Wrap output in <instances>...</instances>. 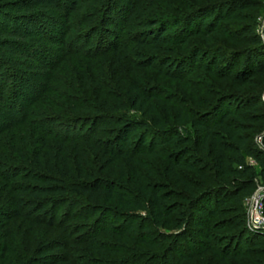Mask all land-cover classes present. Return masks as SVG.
Returning a JSON list of instances; mask_svg holds the SVG:
<instances>
[{
    "label": "trees",
    "instance_id": "1",
    "mask_svg": "<svg viewBox=\"0 0 264 264\" xmlns=\"http://www.w3.org/2000/svg\"><path fill=\"white\" fill-rule=\"evenodd\" d=\"M126 1L137 32L112 44L114 84L79 60L104 56L108 40L98 55L74 44L81 26L88 42L112 22L114 0H0V101L14 99L3 51L49 74L71 62L79 71L64 88L80 95L67 96L64 117L58 104L44 120L15 100L1 111L3 129L26 132L34 148L11 140L0 153V264H206L210 254L264 264L244 204L264 188L262 0ZM192 41L186 56L160 55ZM238 43L246 48L226 50ZM157 82L194 88L161 95ZM245 244L258 256L250 263Z\"/></svg>",
    "mask_w": 264,
    "mask_h": 264
},
{
    "label": "rangeland",
    "instance_id": "2",
    "mask_svg": "<svg viewBox=\"0 0 264 264\" xmlns=\"http://www.w3.org/2000/svg\"><path fill=\"white\" fill-rule=\"evenodd\" d=\"M67 1L68 0H64V3ZM176 1L177 3L174 6H178L179 3L183 1L189 2L190 0H176ZM170 2L173 3L174 0H171ZM112 5L114 7V11L112 12V15H111V18H112L111 23L108 22L104 27L99 26V32L94 37H92L90 41L88 42L86 41L84 42V39L86 38L87 34L90 33V31L86 29V25H83L81 26L80 29L77 30L79 33L77 35V38L75 39L74 37L73 39H75L74 41L75 47H84V49L94 48L95 53L93 54H96V55L100 54L99 52L101 51L100 49H98L99 43L104 39L108 40V41H105L104 46H103L104 49L107 51V53H105L104 56H100L99 59L93 60V62L87 61L85 59H79V60L82 63V65L98 62L96 66V70L98 71L97 73L99 75H103V77H105L104 79H107L109 83L115 84L118 81L117 74L115 76H111L110 73H112L111 69L112 67L115 66L118 60L117 58L113 59L115 55L113 53H110L111 50L113 49L112 44L114 43V41H117V40L120 41L121 43H126V42L128 43L129 40L131 39V37L129 36L134 35V33H136L137 30H135V27L133 25L136 22L135 16H132L131 19L129 18L130 20H128L127 22V17L129 13L127 1L126 0H114ZM175 13L177 12L171 11L172 15ZM253 17L255 18V22L257 24L256 25L257 31L263 34L264 33V0H262V8L256 13H254ZM89 27H91L90 24H89ZM197 43H200V42L192 41L191 45H189V47L186 49H180L176 45H171L169 49H173L172 51L167 50L166 52L160 55L161 57H168V56H173V55L174 56H177V55L186 56L190 53L192 47L194 45H197ZM39 45H41L39 46L41 47L40 48L41 50L43 49V46H44L50 52L55 51L57 55H59V57L64 56L63 53L61 52L63 50L62 46L49 45V44L45 45L43 43ZM244 48H246V45L243 43L231 44V45L226 46V50H229L232 53H236L237 51H240ZM1 54H3L2 56L3 61H6L7 63H9V65L5 68V71H10V73L14 74L15 77L9 80L7 94H5V97H6L5 99H7L8 97L14 98V99L12 101L9 100L8 104L5 101H0V114L4 111V109L6 111L9 105L14 104L16 102L15 104L17 105V110L21 109V110H25L26 112L27 111L29 112L37 111V117H39L38 119H41V120H44L46 118V116L44 115H47L48 112H50V110L52 109L51 107L54 104H58L61 106V108H57L58 110L53 109L54 113L56 115L61 114V117L66 116L63 110L71 109L70 105L66 102L67 96L71 97L72 95V98L74 99L75 97L77 98L80 96L79 94H76L75 92H73V90H68L64 88V87H70L69 85H72V87H74L73 83H70V82L74 80L73 78H75L77 72L79 71V70L74 71V66L70 64L71 62L68 64L64 62L61 66H59L58 70L56 69L54 70V72L50 73L54 76L52 77V79L53 80L56 79V82H53V80L49 81V75H50L48 73L49 70L45 71V70L36 68L35 67L36 63H34L33 61H26L23 58L22 59L15 58V55L11 54V52H8V51H3ZM130 57L134 59V57L132 56ZM135 60L138 62L137 58H135ZM137 65L139 66L138 63ZM137 69H138L136 71L137 74L142 72V70H140L139 68ZM200 75H203V74L199 73V76ZM192 77H193L192 79H196V81L201 79V78L197 79L196 76H192ZM205 77L206 76H203V78ZM129 79L133 80L134 77L130 76ZM147 79H150V78H147ZM263 79L264 78H261L258 81V84H260L261 82H264ZM211 81L213 82V80ZM157 84L160 85L162 89L165 91V92H162L161 95H166L165 93L168 92L169 94H178L181 97H183L185 93L188 92L189 89L194 88L192 87V85L185 87V88L183 87L178 88L166 82L162 85L159 84V82H157ZM112 87L114 86L112 85ZM12 90H14L13 91L14 93L13 92L10 93V91ZM89 93L86 92L87 95ZM59 98H61L62 101L61 99L59 100ZM262 99L264 100V95ZM36 100L38 103L36 102L35 105H33ZM130 116L134 118H141V115L137 111H131ZM5 125L6 126L8 125L7 122L3 121V118L0 117V127L3 129ZM11 131L5 130L4 128L2 131V133L4 134L0 133V153H3L2 149H6L8 147L7 146L8 143H10L11 140L16 141L14 143H21L23 148L24 147L34 148L33 142L30 140V135H28L26 132H21L20 130H15L12 132ZM7 136H9V138H7ZM252 197L244 201L246 213H247L246 227L248 228L249 231H251V233L253 232V233L264 235V230H257V229L255 230L253 228L251 229L249 226L250 202H251L249 200H251ZM16 232L18 235L21 234L20 231L18 230H16ZM222 233H227L223 235H229L228 231L222 232ZM219 234L220 233H217V235ZM188 248L189 246L185 242L183 244L182 249L186 251ZM216 249L219 250L220 246H216ZM242 251L250 253L253 250L250 244H245ZM116 257L120 258L122 257V255H117L114 258ZM207 257L208 258H207L206 264H216L217 263L216 260H212L211 254ZM255 257H258V256L255 255V253H252V254L250 253V256L247 258H243V260L246 261L247 263H250V260L255 259ZM166 261H163V262H166Z\"/></svg>",
    "mask_w": 264,
    "mask_h": 264
},
{
    "label": "built area",
    "instance_id": "3",
    "mask_svg": "<svg viewBox=\"0 0 264 264\" xmlns=\"http://www.w3.org/2000/svg\"><path fill=\"white\" fill-rule=\"evenodd\" d=\"M264 188L259 187L250 202L249 226L252 229L264 230V207H263Z\"/></svg>",
    "mask_w": 264,
    "mask_h": 264
}]
</instances>
